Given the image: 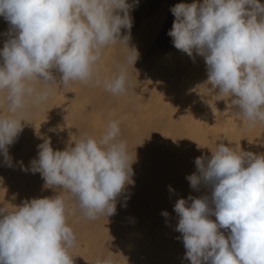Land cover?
<instances>
[{"label":"clouds","instance_id":"clouds-1","mask_svg":"<svg viewBox=\"0 0 264 264\" xmlns=\"http://www.w3.org/2000/svg\"><path fill=\"white\" fill-rule=\"evenodd\" d=\"M138 3L0 0V16L9 24L0 49V109H6L0 111V156L8 167L19 164L22 171L39 173L44 188L59 192L11 208L0 203V264H75L70 250L76 234L68 216L76 210L89 220L112 216L117 198L134 184L135 150L133 156L119 120H109L98 137L79 132L63 150H54L51 138H43L28 166L14 162L9 147L31 110L57 87L69 89L79 82L102 86L113 96L136 94L129 66L134 68L139 53L129 42L131 11ZM170 11L174 20L167 35L193 61L203 57L204 84L229 97L234 114L248 127L264 123V3L193 0ZM122 29L127 31L122 34ZM110 46L122 47L124 56L111 77L102 78ZM210 151V157L195 158L196 172L186 177L192 189L208 188L210 196L180 198L174 205L184 259L190 264H264V153L222 142ZM169 191L174 189L169 186ZM95 264L117 260L112 253Z\"/></svg>","mask_w":264,"mask_h":264},{"label":"bare ground","instance_id":"bare-ground-1","mask_svg":"<svg viewBox=\"0 0 264 264\" xmlns=\"http://www.w3.org/2000/svg\"><path fill=\"white\" fill-rule=\"evenodd\" d=\"M182 2L193 0H139L131 11L129 43L139 53L134 68L129 66L135 95L113 96L102 86L79 82L69 89L57 87L44 104L31 110L9 147L14 162L28 166L37 157V145L43 138H51L54 150H63L79 132L98 137L109 120L120 121L122 139L133 156L135 150L134 184L117 198L112 216L89 220L78 210L68 216L76 234V245L70 250L75 264H95L98 257L112 253L117 264H190L184 259L182 239H178L181 233L175 230L178 216L174 205L180 198L210 196V189L194 190L186 179L196 172L195 158L210 157V150L221 142L264 153V123L248 127L247 121L234 114L229 97L217 95L204 84L203 57L193 61L167 35L174 20L170 8ZM8 29V22L0 16V49ZM126 31L122 29V34ZM123 56L120 46L106 49L102 78L111 77ZM58 194L44 188L39 173L22 171L19 164L8 167L0 156V203L11 208L25 199ZM163 211L169 216H162Z\"/></svg>","mask_w":264,"mask_h":264}]
</instances>
